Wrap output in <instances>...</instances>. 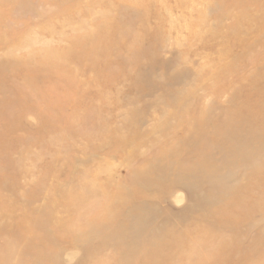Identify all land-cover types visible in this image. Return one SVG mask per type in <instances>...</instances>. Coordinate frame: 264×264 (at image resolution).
Instances as JSON below:
<instances>
[{"label": "rangeland", "instance_id": "1", "mask_svg": "<svg viewBox=\"0 0 264 264\" xmlns=\"http://www.w3.org/2000/svg\"><path fill=\"white\" fill-rule=\"evenodd\" d=\"M262 152L264 0H0V264H264Z\"/></svg>", "mask_w": 264, "mask_h": 264}, {"label": "bare ground", "instance_id": "2", "mask_svg": "<svg viewBox=\"0 0 264 264\" xmlns=\"http://www.w3.org/2000/svg\"><path fill=\"white\" fill-rule=\"evenodd\" d=\"M249 132H250V131H249ZM257 140H258V139H257ZM254 141H255V140H254ZM260 141H262V140H260ZM256 142H257V141H256ZM257 143H258V142H257ZM260 152H261V151H260ZM238 153H239V152H238ZM263 153H264V152H262V154H263ZM262 154H261V155H262ZM257 157H258V155H257ZM259 158H260V157H259ZM254 160H255V159H254ZM254 160H253V161H254ZM258 160H259V159H258ZM258 162H259V161H258ZM253 164H254V162H253ZM255 164H257V161H256ZM255 168H256V167H255ZM215 187H216V186H215ZM199 188H200V187H199ZM210 188H211V187H210ZM196 189H198V188H196ZM211 190H212V188H211ZM208 191H209V190H208ZM196 192H197V191H196ZM209 192H211V191H209ZM212 192H214V191H212ZM206 196H207V195H206ZM208 196H209V193H208ZM208 196H207V197H208ZM207 197H206V198H207ZM216 197H217V196H216ZM203 198H204V197H203ZM204 201H205V200H204ZM151 261H152V260H151Z\"/></svg>", "mask_w": 264, "mask_h": 264}]
</instances>
